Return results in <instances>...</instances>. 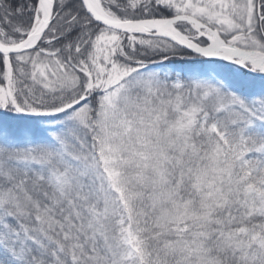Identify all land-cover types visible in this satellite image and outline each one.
<instances>
[{
    "label": "snow or ice",
    "instance_id": "6c2138e0",
    "mask_svg": "<svg viewBox=\"0 0 264 264\" xmlns=\"http://www.w3.org/2000/svg\"><path fill=\"white\" fill-rule=\"evenodd\" d=\"M0 264H264V0H0Z\"/></svg>",
    "mask_w": 264,
    "mask_h": 264
}]
</instances>
